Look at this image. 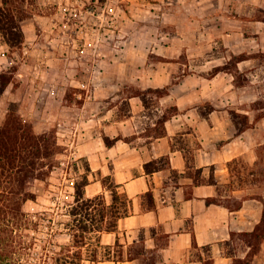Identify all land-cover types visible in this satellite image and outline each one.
Wrapping results in <instances>:
<instances>
[{
	"label": "crops",
	"instance_id": "crops-1",
	"mask_svg": "<svg viewBox=\"0 0 264 264\" xmlns=\"http://www.w3.org/2000/svg\"><path fill=\"white\" fill-rule=\"evenodd\" d=\"M246 6L264 10V0ZM35 25L33 18L24 23L26 40L19 51H11L0 32V70L37 52L50 57L51 74L30 79L27 66L34 58L29 57V64L20 61L21 83L14 87L11 82L0 103H7L8 94L21 101L37 129L74 124L75 113L65 114L72 102L55 97L51 90L57 85L49 84L58 82L61 73L73 75L74 69H62L51 45L35 36ZM233 37L225 36V45L244 53L243 47L231 45ZM238 38L245 42L250 36ZM255 38L263 47L237 61L240 72L255 65L259 53L264 55V36ZM152 68L138 85L144 90L167 87L168 93L151 112L146 99L132 94L128 113L122 114L116 101L120 88L111 92L103 82L83 104L89 113L76 139V153L90 168L85 197L104 195L110 204L116 191L125 192L131 212L119 218L116 230L97 232V244L89 240L83 245L90 253L81 264H235L251 251L239 234L254 231L264 214V115L259 116L263 108L252 107L260 95L251 92L260 86L254 80H236L228 69L210 78L195 74L172 83L168 67ZM170 106L177 110L163 121ZM235 201L242 204L232 209L229 204ZM251 264H264V241Z\"/></svg>",
	"mask_w": 264,
	"mask_h": 264
},
{
	"label": "rangeland",
	"instance_id": "rangeland-1",
	"mask_svg": "<svg viewBox=\"0 0 264 264\" xmlns=\"http://www.w3.org/2000/svg\"><path fill=\"white\" fill-rule=\"evenodd\" d=\"M251 1L254 0L21 1L22 25L33 18L35 36H42L44 42L49 47L51 45L62 69L67 65L74 69L73 75L61 73L57 76L58 82L49 84L57 85L55 97L70 99L72 108L65 114L73 111L76 121L70 125L54 123L47 129H37L34 121L25 115L24 108L21 109V101L12 99L8 94L7 103H0V124L5 121L10 108L17 107L25 118L32 121L37 133H55L61 146L60 152L53 158L55 166L51 175L34 182L37 199L27 202L30 215L41 220L43 225L40 231L30 230L31 236H37L38 243L34 257L28 261L26 258L30 256L26 254L22 261L55 264L57 257L69 254L76 262H82L78 252L82 250L84 257L90 253L83 249L84 242L78 230L79 221L84 216L71 211L78 204L75 185L88 177L87 161L76 153V139L85 125L84 117L89 113L88 107L83 104L91 99L92 89L98 82L106 83L111 92L120 88L116 101L121 102L122 114L128 113L127 98L138 92L145 93L142 94L151 112L160 105V97L166 93L144 90L137 82L143 77H150L154 72L152 67H168L170 81L175 83L195 74L210 78L217 72L218 66L226 65L234 72L236 80H254L259 84L260 88H251L252 95H260V99L252 102V107H264V55L259 53L255 65L247 67V72L236 69L237 55H254L257 52L249 51L263 47L255 36H264V22L256 21L264 19V10L247 7ZM225 36H234L231 45H239L245 52L234 53L230 46L225 45ZM238 36H250V39L244 42ZM10 55L17 59L15 53L10 52ZM43 55L36 52L29 56L34 58L27 66L30 79L51 74V65L46 60L50 57ZM29 57L17 59L16 63L3 70L1 68L0 72L10 71L14 75V87L21 83L17 76L20 61L29 64ZM214 58H219L222 63L214 65ZM78 81L80 85H76ZM87 92L91 97H87ZM79 93L83 94L82 98H79ZM38 95V89H34L33 96ZM2 96L3 93L0 98ZM176 110V107L170 106L167 114ZM93 214L99 218L94 210ZM84 222L92 226V221L86 220V217ZM75 233L78 235L75 236ZM97 235L96 231L87 233L86 242L90 240L97 244Z\"/></svg>",
	"mask_w": 264,
	"mask_h": 264
},
{
	"label": "trees",
	"instance_id": "trees-1",
	"mask_svg": "<svg viewBox=\"0 0 264 264\" xmlns=\"http://www.w3.org/2000/svg\"><path fill=\"white\" fill-rule=\"evenodd\" d=\"M1 1V39L10 46L11 50L19 51L26 40L22 25L24 17L21 16L20 9L22 0ZM246 57L249 55L236 56L237 60ZM223 69H227V66H218L216 71ZM13 77L10 71L0 72V96L13 81ZM150 91L168 93V88H150ZM142 93L145 94L138 92L137 95L145 99ZM234 113L241 115L235 111ZM169 115L165 114L163 121ZM261 115H264V107L259 116ZM60 149L61 146L55 133H37L32 121L25 118L17 107L12 106L5 121L0 124V264H35L25 263L22 259L26 254L30 256L26 258L28 261L34 257L38 239L35 235L31 236L30 230L40 231L43 222L30 215L27 202L37 199V194L33 190L34 182L51 175L55 166L53 158L60 152ZM89 169L88 166L87 170ZM88 181L87 177L82 183H76L75 197L78 204L71 211L73 214L82 213L84 216L78 224L83 244L86 243L87 233L116 230L119 218L131 212L130 198L125 192L116 191L115 201L110 204L106 202L104 195L86 198L85 186ZM241 204V201H235L229 206L237 209ZM93 210L99 218L94 216ZM85 217L86 220L92 221V226L84 222ZM77 235L78 233H75V236ZM239 235L251 245V251L245 258H237L235 264H251L264 241V214L260 225L254 231L243 232ZM78 253L81 259H84L82 250ZM104 257H111V255L105 251ZM55 264H81V261L76 262L68 254L57 257Z\"/></svg>",
	"mask_w": 264,
	"mask_h": 264
},
{
	"label": "built area",
	"instance_id": "built-area-1",
	"mask_svg": "<svg viewBox=\"0 0 264 264\" xmlns=\"http://www.w3.org/2000/svg\"><path fill=\"white\" fill-rule=\"evenodd\" d=\"M51 92L53 94H55L57 92V88H52ZM79 98H82L83 97V94L82 93H79ZM87 97H91L90 94L87 92Z\"/></svg>",
	"mask_w": 264,
	"mask_h": 264
}]
</instances>
